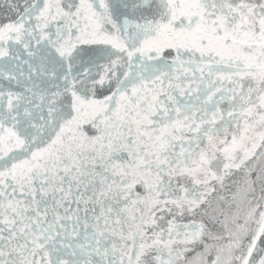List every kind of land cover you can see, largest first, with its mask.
<instances>
[{
    "label": "snow or ice",
    "instance_id": "obj_1",
    "mask_svg": "<svg viewBox=\"0 0 264 264\" xmlns=\"http://www.w3.org/2000/svg\"><path fill=\"white\" fill-rule=\"evenodd\" d=\"M0 264H264V0H0Z\"/></svg>",
    "mask_w": 264,
    "mask_h": 264
}]
</instances>
